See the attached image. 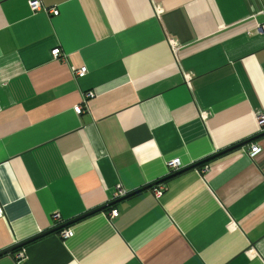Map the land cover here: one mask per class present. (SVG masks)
Listing matches in <instances>:
<instances>
[{
	"label": "crops",
	"instance_id": "obj_1",
	"mask_svg": "<svg viewBox=\"0 0 264 264\" xmlns=\"http://www.w3.org/2000/svg\"><path fill=\"white\" fill-rule=\"evenodd\" d=\"M32 1L0 0V253L106 208L0 264H264V0Z\"/></svg>",
	"mask_w": 264,
	"mask_h": 264
},
{
	"label": "built area",
	"instance_id": "obj_2",
	"mask_svg": "<svg viewBox=\"0 0 264 264\" xmlns=\"http://www.w3.org/2000/svg\"><path fill=\"white\" fill-rule=\"evenodd\" d=\"M30 8L32 11L36 12V11H40V10H44L46 13L50 14L51 16L53 17H58L59 16V11L56 9V8H52V9H43L42 7V4L40 3L39 0H35V1H32L30 3ZM52 57L54 59H60L61 57V52L59 49H56L54 51H52ZM73 73L74 75L76 76V78L78 79H82L84 77H86V75L88 74V69L87 67H83L79 70H75L73 69ZM95 98V93H93L92 91H89V92H86L84 93V99H83V102L81 105L77 106L74 108V112L76 114H81L83 113L84 111H86L88 109L87 105L89 103V101L91 99ZM258 124H259V127L262 131H264V114H260L258 115ZM262 149L258 146V145H253L251 147V150H250V157L251 158H254L255 156H257L259 153H261ZM170 170H177L181 164H180V161L178 159L170 162L168 164ZM164 191V188L162 185H158L157 187H155L154 189V194L156 197H159L160 195H162ZM125 195V194H124ZM2 211H1V208H0V215H1ZM119 216V212L117 210H113L111 211L109 217L110 219H116L117 217ZM59 217V215H55V218L57 219ZM61 238L63 240H68L70 238H72L74 236V233L71 231V230H64L62 231L61 233ZM24 256V254L21 252L17 255V258L18 259H21L22 257Z\"/></svg>",
	"mask_w": 264,
	"mask_h": 264
},
{
	"label": "water",
	"instance_id": "obj_3",
	"mask_svg": "<svg viewBox=\"0 0 264 264\" xmlns=\"http://www.w3.org/2000/svg\"><path fill=\"white\" fill-rule=\"evenodd\" d=\"M263 136H264V134H263ZM245 144H248V143H245ZM245 144H243V145H238V146H236V148H239V147H241V146H244ZM234 148H235V147H233V148H231V149H234ZM231 149H229V150H231ZM227 151H228V150L222 151V152H220L219 154H217V155H215L214 157H212L211 159H207L206 161H203V162H201V163H198V164H196V165L190 167L189 169L194 168V167H197V166H199V165H201V164H204V163H206V162H208V161H210V160H212V159H214V158H216V157H218V156H220V155L226 153ZM189 169H184V170H182V171H180V172L174 173L173 175L169 176L167 179H164V180L160 181L159 183L165 182L166 180H168V179H170V178H172V177H174V176H176V175H178V174H180V173H182V172H184V171H187V170H189ZM157 184H158V183H157ZM154 185H156V184H154ZM154 185H153V186H154ZM138 192H140V191H136V192L132 193L131 195H125V196L122 197L120 200H123V199L129 198L130 196H133V195L137 194ZM105 208H106V207H102L101 209H97V210L92 211V212H90V213H87V214H85V215H83V216H81V217H79V218H76V219H74V220H72V221H70V222H68V223H66V224H64V225H62L61 227H59V229L64 228V227L71 226V225H73V224H75V223H77V222H79V221H81V220H83V219H85V218H87V217H89V216L95 214V213H98V212H101V211L105 210ZM59 229H55V230L50 231V232H48V233H43L42 235H40V236H38V237H36V238L30 239V240H28V241H26V242H24V243H22V244H20V245H18V246H16V247H14V248H11V249H8V250H6V251H4V252H1V253H0V256L5 255V254L12 253V252H14L15 250H17V249H19V248H22V247H25L26 245H28V244H30V243L36 241V240L39 239V238H42V237H44V236H47V235H49V234H51V233H54V232L58 231Z\"/></svg>",
	"mask_w": 264,
	"mask_h": 264
}]
</instances>
